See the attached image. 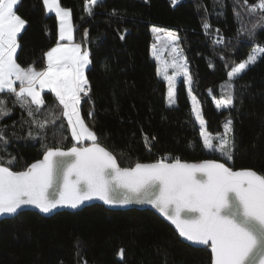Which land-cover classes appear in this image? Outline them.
Returning a JSON list of instances; mask_svg holds the SVG:
<instances>
[{
    "label": "trees",
    "instance_id": "trees-1",
    "mask_svg": "<svg viewBox=\"0 0 264 264\" xmlns=\"http://www.w3.org/2000/svg\"><path fill=\"white\" fill-rule=\"evenodd\" d=\"M256 2L248 0L249 5ZM59 3L71 12L74 41L90 53L91 63L85 71L90 90L88 96L82 95L81 116L120 167L165 157L182 161L212 158L233 169H252L264 175V54L231 80L227 75L253 48H264V11L249 13L243 0H178L176 4L172 0H99L90 15L85 11L89 0ZM15 11L27 21L18 36L17 63L41 70L45 52L58 40L57 18L46 12L42 0H19ZM205 21L208 30L203 28ZM258 21L250 36L247 29ZM153 26L180 37L205 130L218 134L227 119L232 121L231 160L219 151L205 149L182 85L176 104L166 103L165 85L150 55ZM220 38L223 43L216 42ZM42 96L46 105L58 103L51 90H43ZM229 96L231 105L215 107L213 97L221 102ZM0 98L11 109L0 119V130L8 137L7 145L0 142V157L6 161L16 157L13 171L39 159L46 147L91 143L74 141L60 107L54 109L60 119L40 129L31 123L27 110L14 103V95L0 93ZM48 112L45 107L36 118L52 120ZM210 262L207 246L182 241L150 209H109L94 203L49 216L22 210L0 219V264Z\"/></svg>",
    "mask_w": 264,
    "mask_h": 264
},
{
    "label": "snow or ice",
    "instance_id": "snow-or-ice-1",
    "mask_svg": "<svg viewBox=\"0 0 264 264\" xmlns=\"http://www.w3.org/2000/svg\"><path fill=\"white\" fill-rule=\"evenodd\" d=\"M42 2L46 12L54 13L58 18L59 34L55 46L44 54L46 67L37 70L34 65L25 68L17 63L18 36L27 24L15 11L19 0H0V93L14 95V103L25 108L28 116L33 118L31 123L40 129L60 119L54 112L60 107L72 138L91 143L87 147L74 145L67 151L46 147L43 158L27 165L23 171L12 170L16 157L7 161L0 157V215L15 214L24 205H34L43 213L64 205L77 208L94 197L109 205H126L134 200L147 202L175 225L181 237L210 246L212 264H264V175L252 169L233 170L215 160L187 163L179 157L171 162L165 157L152 163L136 162L131 167H120L116 156L101 146L97 134L81 116L82 95L88 96L90 90L85 69L91 61L89 51L74 42L71 12L62 7L59 0ZM98 2L89 0L85 11L91 15ZM177 2L172 0L173 4ZM243 2L249 13L264 11V0L251 5L248 0ZM259 23L247 29L250 36H254ZM203 28H210L207 21ZM160 31L153 26L154 34ZM165 36L172 44L180 40L176 32L168 31ZM160 39L157 35V40ZM216 42L223 43V38ZM173 51L176 56L171 67L175 72L167 75V69L164 70L169 105L175 103L174 88L178 75L186 76L191 84L185 59L175 47ZM152 54L159 59L156 45H153ZM261 54H264V48H253L246 59L227 73L229 80L256 63ZM44 89L55 94L56 105H46L42 96ZM192 99V111L201 126L204 147L219 151L231 160L234 144L227 134L232 131V121L223 125L225 134L217 135L215 139L219 143L214 145L211 134L204 130L205 121L195 104V97ZM222 102L231 105V96ZM45 107L49 108L48 116H52V120L36 118ZM10 113L6 100L0 98V119ZM88 115L91 117L93 112ZM0 142L8 143L4 130H0ZM123 251L120 250L121 257Z\"/></svg>",
    "mask_w": 264,
    "mask_h": 264
},
{
    "label": "rangeland",
    "instance_id": "rangeland-1",
    "mask_svg": "<svg viewBox=\"0 0 264 264\" xmlns=\"http://www.w3.org/2000/svg\"><path fill=\"white\" fill-rule=\"evenodd\" d=\"M66 9H67V8H66ZM56 18H57V17H56ZM57 22H58V29H59V21H58V18H57ZM166 32H168V31H162V30H161L160 33L153 35V39H152V41H151V45H150V55H151V57H153V58L155 59V61H156L157 76L159 77V79H161V80L164 82V85H165V101H166V103L169 105V103H168V97H167L168 84H167V81L164 79V75H165V71H164V70L167 69V75H173L174 72H175V69H174L173 67H171L172 60H173V58L176 56V52L173 51V48H174V47L177 49V51H179L180 55H182L183 58L185 59L186 64H187V69H188V73H189V75H190V71H189V67H188V61H187V59H186V57H185V54H184V52H183V49H182L181 45L179 44V42L176 43V44H172V43H170V42L167 40L166 36H165V33H166ZM157 35H159V36L161 37L160 40H157ZM76 43H77V42H76ZM153 45H156V51H157V55H158L159 59H157V57L153 56V54H152V53H153ZM82 49H87V48L82 46ZM87 50H88V49H87ZM245 59H246V58H245ZM158 70H159V71H158ZM85 71H86V69H85ZM180 85L183 86V88H184V90H185V92H186V95H187V98H188V101H189V107H190L191 114H192L194 120L197 122L198 129H199V133H200L201 126H200V124H199V121L196 120V118H195V114H194V112L192 111V109H193V104H194L192 97H193V96L195 97V95H194V93L192 92V90H191V95L189 94V86L191 87V84L189 85L187 77L184 76L183 74L178 75V76L176 77L175 88H174V90H175V94H176V95H175V103H173V104H171V105H175V104H176L177 91H178V87H179ZM44 90H46V89H44ZM213 101L215 102V107H217V108H218V104H219V107L225 105V104L222 102L223 100H222L221 102H219V101H217V99L214 98V97H213ZM195 104H196V106L200 109L199 102H198V100H197L196 97H195ZM200 112H201V110H200ZM228 120H230V119H227V120L223 123V125H224ZM204 126H205V125H204ZM231 128H232V125H231ZM204 130H205V127H204ZM70 131H71V130H70ZM205 131H206V130H205ZM206 133H208V132L206 131ZM208 134H210V133H208ZM224 134H225V130H224V127H222L221 132H219L218 134L210 135V138L213 139V144L215 145V144H218V143H219V141H218L217 139H215V137H216L217 135H221V136H222V135H224ZM227 135H228V138L232 141V137H231V136H232V131H231L230 133H228ZM201 138H202V137H201ZM74 141H75V142H78V141H76L75 139H74ZM202 141H203V138H202ZM81 142H83V141H81ZM205 149L208 150V151H210V150L207 149V148H205ZM225 158H226V157H225Z\"/></svg>",
    "mask_w": 264,
    "mask_h": 264
},
{
    "label": "water",
    "instance_id": "water-1",
    "mask_svg": "<svg viewBox=\"0 0 264 264\" xmlns=\"http://www.w3.org/2000/svg\"><path fill=\"white\" fill-rule=\"evenodd\" d=\"M89 145H90V143L87 144V145H85V146H77V145H75V146H77V147H87ZM73 146L74 145H72L70 147H67V148H60V147L59 148L61 150H63V151H67L68 149L72 148ZM43 154L41 155V157L39 159H42L43 158ZM39 159H37V160H39ZM205 160H215L217 162L224 163V162H222V161H220L218 159H212V158H206V159H202V160H199V161H182V160L181 161L182 162H187V163H199V162H202V161H205ZM35 161H33V162H35ZM171 161L172 160H167V162H171ZM33 162H31V163H33ZM152 162H155V161H151V162H141V163H152ZM226 166H228V165L226 164ZM25 169H23V170H25ZM23 170H21V171H23ZM233 170H238V169H233ZM258 174H260V173H258ZM53 194H55V193H53ZM94 203L102 204L103 206H105L106 208H109V209H129V208L150 209V210L154 211L159 217H161L165 222H167L174 229V231L177 233V235L179 236V238L182 241L187 242L188 244H190L192 246H195V247H206L207 246L209 248V250H210V253H211L210 246L203 245V244H198V243H195V242H192V241H188L186 238L181 237L179 235V231H178V229H176L175 225L172 224V222L170 220H168V218L166 216H164L156 207H154L152 204H149L147 202H138V201H135L134 200L131 203L126 204V205H109V204H106L103 200L99 199L98 197H94L91 200L85 201L83 204L79 205L77 208H72V207H70L68 205H64V206H58L56 209H54L53 211H51L49 213H43L37 207H35L34 205H24V206L21 207V209H18L17 210V213L20 212V211H22V210H32V211L38 212L39 214H41L43 216H49V215L54 214L55 212L62 211V210H68V211L80 210L81 208H83V207H85L87 205L94 204ZM17 213H15V214H17ZM15 214L0 215V219L6 218V217H10V216H13ZM210 264H212V254H211V262H210Z\"/></svg>",
    "mask_w": 264,
    "mask_h": 264
},
{
    "label": "crops",
    "instance_id": "crops-1",
    "mask_svg": "<svg viewBox=\"0 0 264 264\" xmlns=\"http://www.w3.org/2000/svg\"><path fill=\"white\" fill-rule=\"evenodd\" d=\"M43 5H44V4H43ZM44 8H45V6H44ZM45 10H46V9H45ZM53 14H54V13H53ZM71 23H72V20H71ZM57 32H58V22H57ZM58 34H59V33H58ZM58 34H57V35H58ZM74 42L76 43V41H74ZM54 46H55V45H54ZM54 46H52V47H54ZM52 47H51V48H52ZM51 48H50V49H51ZM48 50H49V49H48ZM48 50H47V51H48ZM47 51H46V52H47ZM46 52H45V53H46ZM46 65H47V58H46V56L44 55V67H43V68H45ZM25 68H27V67H25ZM18 87H19V82H17V88H18ZM46 90H50V89H46Z\"/></svg>",
    "mask_w": 264,
    "mask_h": 264
}]
</instances>
